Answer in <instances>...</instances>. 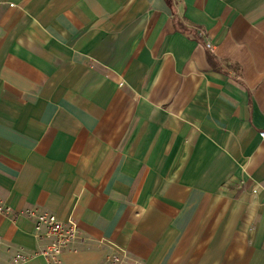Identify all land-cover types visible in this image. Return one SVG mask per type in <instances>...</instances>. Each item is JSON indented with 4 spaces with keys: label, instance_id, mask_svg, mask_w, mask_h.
I'll return each instance as SVG.
<instances>
[{
    "label": "crops",
    "instance_id": "obj_1",
    "mask_svg": "<svg viewBox=\"0 0 264 264\" xmlns=\"http://www.w3.org/2000/svg\"><path fill=\"white\" fill-rule=\"evenodd\" d=\"M261 129L264 0H0V264H264Z\"/></svg>",
    "mask_w": 264,
    "mask_h": 264
},
{
    "label": "built area",
    "instance_id": "obj_2",
    "mask_svg": "<svg viewBox=\"0 0 264 264\" xmlns=\"http://www.w3.org/2000/svg\"><path fill=\"white\" fill-rule=\"evenodd\" d=\"M207 46L211 45L207 43ZM258 133L261 141L264 142V129ZM9 212L10 207L0 200V213L7 215ZM23 214L32 219L34 236L41 244L34 255H41L46 264H62L61 254L73 249L72 246L77 239L76 223L73 220L62 221L46 209H33L24 211ZM31 256L33 255L27 257L17 252L10 258L9 264H19ZM121 256L120 253L111 254L104 264H119Z\"/></svg>",
    "mask_w": 264,
    "mask_h": 264
}]
</instances>
